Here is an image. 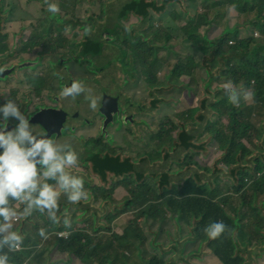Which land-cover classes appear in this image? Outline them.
I'll return each instance as SVG.
<instances>
[{
    "label": "flooded vegetation",
    "instance_id": "af4514ba",
    "mask_svg": "<svg viewBox=\"0 0 264 264\" xmlns=\"http://www.w3.org/2000/svg\"><path fill=\"white\" fill-rule=\"evenodd\" d=\"M162 1L0 0V106L15 100L36 131L70 144L78 153V166L68 171L84 179L87 192V198L75 205L62 194L55 224L39 212L21 218L47 230L43 244L55 240L54 249L61 256L53 258L48 248L42 264H191L194 260L264 264V171L256 181H249L246 200L235 182L222 180L220 186L209 187L219 191L217 202L226 210L220 222L227 230L215 240L204 230L202 237L193 236L190 224L173 215L169 206L160 208L157 197L151 198L153 212L147 213L142 199L134 196L144 185L157 191L158 173L172 172L173 152L167 146L168 152H163L167 157L159 160L160 134L152 129L149 115L157 117L154 111L161 105L172 108L179 100L173 97L168 103L161 88L166 82L174 85L170 74L182 61L193 57L202 66V53L183 38L191 19L189 8L174 16L181 19L177 25L168 22L177 27L176 36L164 20L170 19L168 13L179 12L182 2L167 0L160 12ZM263 1L242 0L225 8L256 12ZM48 3L56 4L59 12H50ZM197 34L202 39V27ZM161 51L167 52V62L175 61L163 81L156 72ZM138 56L154 63L155 87ZM191 72L195 74V69ZM74 81L92 90L98 100L96 110L89 107L85 94L75 101L60 96ZM142 84L152 95L150 110L144 105ZM160 96L161 104L154 105ZM18 123L9 118L5 130ZM144 144L152 152H142ZM219 167L226 169L225 164ZM65 217L70 227L64 225Z\"/></svg>",
    "mask_w": 264,
    "mask_h": 264
},
{
    "label": "trees",
    "instance_id": "16d2710c",
    "mask_svg": "<svg viewBox=\"0 0 264 264\" xmlns=\"http://www.w3.org/2000/svg\"><path fill=\"white\" fill-rule=\"evenodd\" d=\"M166 3L167 0L160 3L162 7L159 8L160 12L163 11ZM202 3L203 6L206 4L208 9L214 8L213 14L217 17L220 16V11L218 10L220 7H227L231 3L238 6L242 3V0H202ZM257 8L259 10L256 12L250 10L238 11L240 16L247 18L248 26L254 29L248 38H238L240 30L237 26L234 29L229 28L228 30H232V32L226 36L222 35L217 40H212V38L204 35L200 39L197 34L199 28L212 24L208 13L188 19V24L184 30L185 36L183 38L190 42L191 39H194V45L202 53V70L206 74L205 88L203 89L205 98L202 99L200 104L198 103L196 109L189 111L191 115H194L193 121L200 123V118L202 122L206 120V132H209L211 126L209 119L201 113L208 110L215 115L213 117L214 121L221 117L224 119L227 117L226 124L222 128L211 130L208 134L219 146V150L223 152L222 160L214 167L215 172L219 176L214 180L213 178L211 179L208 175L212 173L213 169L200 167L196 162V158L204 153V146H202V152H193L195 153L194 156H186L187 167L196 166V171H202V182L198 173H193L191 178L185 179L182 183L173 181L171 179L172 175H180L183 172V169L172 170L173 161L169 165V170L173 173H158L160 181L157 191L150 185H144L139 193H134V196L142 199V206H146L144 212L147 213L153 212V205L148 203L152 197H157L160 200V208L169 206L173 215L179 217L181 221L190 224L193 236L202 237L203 233L201 230H204L213 222H220L226 213V210L217 202L221 194L217 189L210 190V186H220V181L222 180L235 182L238 184V193L241 194V198L246 200L248 198L246 188L250 185L249 181H256L260 178L259 174L264 171V125H255L252 120L257 118V116H249L245 111L241 110V108L249 107L242 95V106H234L229 102L222 86V84L231 81L241 93L252 91L255 103L250 106L257 105L264 109V42L255 38V30L264 34V1ZM144 15L146 14L144 13ZM252 16L254 18H251ZM170 19L173 22L174 19L171 16ZM170 19L166 18L164 22L172 26V32L179 36L175 24L168 23ZM167 37L170 38L171 35L169 34ZM225 41L226 45L224 48L222 44ZM192 58L190 57V60ZM137 61L142 67L149 69L150 84L155 87L156 77L152 72L154 63H150L145 56H138ZM192 68L189 69L177 64L171 71L169 81L172 79L174 85L180 87L181 94L188 91L193 93L192 89H195L196 94H198L197 88L194 87L196 79L191 72ZM215 69L218 70L217 75L213 74ZM185 76H188V83L182 80ZM215 83H218L219 86L213 89L212 87ZM210 97L213 98V102L209 104ZM161 99L162 96H160L158 102L153 104H161ZM185 128L183 125H173V132L177 131L176 138L171 137L170 140L161 138V148L158 157L160 161L167 157L166 154L163 155V152H168L166 150L167 146L170 148L169 152L180 147L179 140L186 144L187 149L192 150L194 148L192 144L194 138L188 135ZM259 151H263L260 152V156H253L252 152ZM220 163L226 165L225 170L219 167ZM126 166L131 167L132 164L127 162ZM140 180L144 181V178H140ZM31 222L34 221L21 220L18 226L13 229L24 238L23 250L10 252L9 264H42L43 253L40 247L44 240L38 235L39 227L37 223L32 225ZM29 224L31 225L30 230L27 229Z\"/></svg>",
    "mask_w": 264,
    "mask_h": 264
},
{
    "label": "clouds",
    "instance_id": "9594fccd",
    "mask_svg": "<svg viewBox=\"0 0 264 264\" xmlns=\"http://www.w3.org/2000/svg\"><path fill=\"white\" fill-rule=\"evenodd\" d=\"M48 10L56 13L59 7L48 3ZM223 88L234 106L239 105L241 95L245 101L252 98L251 92H239L231 81L225 83ZM81 94H85L89 107L96 110L98 100L83 83L74 81L60 92L62 98L73 101ZM9 118L19 123L6 131ZM0 120L3 121L0 123V264H9V253L19 249L24 240L13 230L15 221L39 212L55 224L58 222L61 195L75 205L87 198V192L84 179L68 171L78 166V153L70 144L54 142L36 131L13 99L0 106ZM14 203L22 207L17 209ZM63 223L70 227L68 217L63 219ZM226 230L224 223L213 222L204 232L209 239L215 240ZM38 235L43 240L48 239L45 228H40Z\"/></svg>",
    "mask_w": 264,
    "mask_h": 264
},
{
    "label": "rangeland",
    "instance_id": "374dc122",
    "mask_svg": "<svg viewBox=\"0 0 264 264\" xmlns=\"http://www.w3.org/2000/svg\"><path fill=\"white\" fill-rule=\"evenodd\" d=\"M180 2L182 3L179 4L181 5V9H179V12L173 11L172 13H168L172 17V19H174V23L177 25L179 21H181L180 18L175 19L174 16L182 14L181 10L183 7H188L190 10L188 18L198 17L197 15L199 14L208 13L210 21H212V24L210 26H206L202 28V35L208 38H212V40L219 39L227 29L229 28L234 29L237 26L239 27V30H240V34L238 37L239 39L250 37L254 30L252 27L248 26L247 18L240 16L238 12L235 9H233L234 7H228V8L224 7L223 9L219 8L218 10L220 11V16L215 17L213 14L214 8H209V9L206 8V4L203 6L202 0H180ZM251 18H254V16H252ZM168 22H172L171 19ZM255 31H254L255 38L261 42H264V34L258 30H255ZM194 41H195L194 39H191V42H194ZM234 44H235V41H234ZM225 45H226V41L222 44V46L225 48ZM174 46L176 49H178V52L182 53L183 50L179 44L176 43ZM159 58H160V62L157 66L156 72H157L158 78L161 81H163L165 80L166 75L172 70V67L175 64V61L173 60L171 62L166 61V58H167L166 51H161L159 54ZM180 65L185 66L186 68H189V69L191 67L195 69L194 76L196 79V85H194V87L197 88L198 94H196L195 89H192L194 94L191 91L189 92L188 90L187 91L189 93L184 92V94H181V92L179 93L177 91V86L172 85L169 82H166L165 85L161 88V92H163V94L168 96V99H167L168 103L172 102L173 97L179 101L178 103H175L174 107L172 108L170 107V105H161L156 111H154L157 114V117H155V114L149 115L152 129L155 131H158L159 134L160 132H162L159 136V152L161 148V145H160L161 138H165L167 140L171 139L172 126L173 125L177 126V123L175 122H177L178 118L186 119V117L191 116V121H193L194 115L187 114L186 110H189L190 108L191 109L196 108L198 103L200 104L202 99L205 98V91L203 89L205 88L206 74H205V71L202 70V66L199 67V64L195 60L182 61ZM213 74L217 75L218 70L215 69L213 71ZM182 80L187 83L189 82L188 76L183 77ZM223 85L224 84H222V86ZM218 86L219 84L215 83L212 88L216 89ZM142 88L146 90V97H147V100L144 103V105L147 108V110H150L152 95L150 94V91L147 90L143 84H142ZM248 92L252 93V91H248ZM181 95L183 96L181 97ZM212 102H213V98L211 97L209 100V104ZM246 102H250L252 104L255 103V98L253 97V93H252V98ZM241 106H242V97L240 98V103L237 107H241ZM241 110L243 112L245 111V113L249 116L251 115H253L254 117L257 116V118L252 120L255 125L257 126L264 125V120H262L264 119V109L261 106H257V105L250 106L249 105V107L241 108ZM205 112H206L205 117L209 119V122L211 124L209 128V132L211 130L222 128L224 124H226L227 117H225V119L221 117L217 119V121L215 120L216 121L215 123V121L213 120V117L215 115L210 113L208 110H205ZM170 118L173 119V122L171 121ZM199 129L202 131V133L207 134V137L205 139L207 140L206 143L208 145H211V137L208 135L209 132H206L205 125L202 124V129L201 127ZM142 152H152L151 146L144 144ZM260 152H263V151H259L258 153H254V152L252 153L253 155L261 154ZM183 155L184 154H181V153L174 154L173 152L172 161L178 158L180 159V161L173 167V171H178V170L183 169V172L180 175H177V177L173 179V181L177 183H182L185 179L191 178L193 175L192 172H187L188 170L186 169L189 167H187L188 165H186V161L183 160ZM190 155L194 156L195 153L191 152L189 153V156ZM221 158H222V152H220L219 150L210 149L208 152L202 153V155H200L199 158H196V160L200 162L201 167H208L210 169H213L212 173H210L208 176L211 177V179L213 178L214 180L217 176H219V174L215 172L214 167L221 160ZM159 171H162V169L159 168ZM203 176H204V173H203ZM90 182L92 183L93 181H90ZM35 223L37 222L36 221L31 222L32 225ZM17 225L18 223L14 224V228L17 227ZM27 229L28 230L31 229L30 224L28 225ZM168 230L174 235L176 239H179L178 233L176 231H174L172 228H168ZM48 248L50 249V254H52L53 258L61 256V254L57 250L55 251L54 249L55 248L54 239H52L50 242H45L40 247V249L42 250V253L44 254H46L49 251ZM45 256L46 255H44L43 259L45 258ZM63 257L66 258L65 255H63ZM191 264H215V263L210 260H204L203 262H200L199 260H194V261H191Z\"/></svg>",
    "mask_w": 264,
    "mask_h": 264
},
{
    "label": "crops",
    "instance_id": "0c3cea01",
    "mask_svg": "<svg viewBox=\"0 0 264 264\" xmlns=\"http://www.w3.org/2000/svg\"><path fill=\"white\" fill-rule=\"evenodd\" d=\"M210 98H209V100H210ZM247 104L248 105H252V103H250V102H247ZM196 108H193V109H196ZM190 109L186 110L187 114H190L189 111L193 110V109H191V110ZM201 114L205 117L206 112L204 111ZM199 120L201 121L200 122L201 123V129H202V124H204L205 125V130H206L207 121L204 120L202 122L201 118ZM175 123H177V125L185 126L186 127V131L188 132V135L191 136L192 138H194V140L192 141V144H193L194 148L192 150L191 149H187L186 148V144L183 143L181 140H179L178 142L180 143V147H178L174 151L173 150L171 151V152H174V154H178V153L184 154L183 155V160L184 161H186V156H188L189 153H191V152H202V146H204V151L203 152H208L210 149L211 150H219V146L216 144V142L212 138H211V145H208L206 143L207 140H205V139L207 137V134L206 133H202V131L199 129L200 125L198 123H195L194 121H191V116L186 117V119H179L178 118L177 122H175ZM176 134H177V131H174L173 132V138H176ZM212 147H213V149H212ZM199 157H200V155H199ZM179 161H180L179 158L175 159L174 163H173V167ZM196 162L200 165V162L198 160H196ZM173 167H172V170H173ZM196 168H197L196 166H192L191 168H187L186 170H188L187 172L198 173L199 177H200V180L202 182V171L201 170L200 171H196ZM175 177H177V175H175L174 178Z\"/></svg>",
    "mask_w": 264,
    "mask_h": 264
},
{
    "label": "built area",
    "instance_id": "2783aa9c",
    "mask_svg": "<svg viewBox=\"0 0 264 264\" xmlns=\"http://www.w3.org/2000/svg\"><path fill=\"white\" fill-rule=\"evenodd\" d=\"M231 44H232V42H231ZM21 220L20 219H18L17 221H15L14 222V224H19V222H20ZM21 250H23V246H21L19 249H17L16 251H21Z\"/></svg>",
    "mask_w": 264,
    "mask_h": 264
},
{
    "label": "water",
    "instance_id": "95a60500",
    "mask_svg": "<svg viewBox=\"0 0 264 264\" xmlns=\"http://www.w3.org/2000/svg\"><path fill=\"white\" fill-rule=\"evenodd\" d=\"M231 32H232V30H228V29H227V30L224 32L223 35L226 36L227 34H229V33H231Z\"/></svg>",
    "mask_w": 264,
    "mask_h": 264
}]
</instances>
